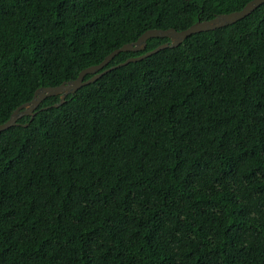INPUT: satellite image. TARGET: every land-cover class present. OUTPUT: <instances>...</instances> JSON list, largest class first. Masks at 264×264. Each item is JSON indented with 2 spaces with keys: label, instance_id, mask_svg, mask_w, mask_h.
<instances>
[{
  "label": "trees",
  "instance_id": "obj_1",
  "mask_svg": "<svg viewBox=\"0 0 264 264\" xmlns=\"http://www.w3.org/2000/svg\"><path fill=\"white\" fill-rule=\"evenodd\" d=\"M247 1L0 0V123ZM57 101L0 131V264H264V3Z\"/></svg>",
  "mask_w": 264,
  "mask_h": 264
},
{
  "label": "water",
  "instance_id": "obj_2",
  "mask_svg": "<svg viewBox=\"0 0 264 264\" xmlns=\"http://www.w3.org/2000/svg\"><path fill=\"white\" fill-rule=\"evenodd\" d=\"M261 3H264V0H249L238 10L231 11L228 13H219L209 19L197 20L190 24L188 27L178 31L171 27L165 29H146L134 41L124 43L121 46L111 50L97 64L89 65L81 69L75 78L67 80L66 82H61L55 86L38 87L37 89H35L32 94V97L28 101L18 105L10 113L9 117L4 122L0 123V131L9 126L18 124L17 119L22 115L29 116L28 121L22 124V126H26L34 115V109L37 107L39 102L47 96L58 95V101L50 105L55 107L64 101V98L67 94H72L79 87L94 81L107 71L114 69L118 66H123L128 62L138 61L165 47L176 46L189 34L196 33L199 31L211 30L214 28L225 26L227 24H231L234 21L239 20L244 16L248 15L255 7H257ZM150 37H167L168 41L162 42L154 48L144 51L139 55L128 57L119 63L105 67L108 61L120 51L143 50L145 47L146 39ZM85 74H90V76L86 79H83V76ZM46 107L48 106H44L43 108Z\"/></svg>",
  "mask_w": 264,
  "mask_h": 264
}]
</instances>
